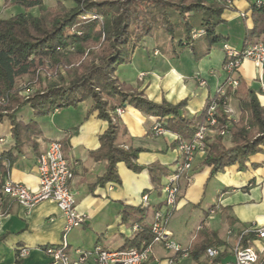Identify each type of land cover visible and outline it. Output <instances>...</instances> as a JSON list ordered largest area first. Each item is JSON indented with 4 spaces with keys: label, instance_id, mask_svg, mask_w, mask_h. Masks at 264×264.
I'll return each instance as SVG.
<instances>
[{
    "label": "trees",
    "instance_id": "trees-1",
    "mask_svg": "<svg viewBox=\"0 0 264 264\" xmlns=\"http://www.w3.org/2000/svg\"><path fill=\"white\" fill-rule=\"evenodd\" d=\"M64 1L68 0H59L55 6L44 0L3 1L4 6L19 5L25 12L0 17V120L9 122L12 138V143L0 151V182L10 167L5 162L17 161L28 147L36 146L34 137L40 134L37 123L20 118L26 107L34 115H50L90 100L92 110L108 122L107 130L99 137L100 147L94 152L95 157L107 161V170L98 179L99 184L105 185L121 182L119 162H125L133 171L143 170L137 163L142 149L119 142L122 127L117 121L118 107L128 104L156 116L166 130L178 135L175 148L181 141L194 138L206 122L213 100L219 96L216 93L201 112L190 115L186 113V99L178 104L154 102L137 86L121 81L117 71L123 63L130 62L133 50L150 37L160 41L161 48H190L197 60L214 45L224 46L229 38L220 31L222 15L231 8L233 0H70V7ZM250 5L253 27L245 31L241 52L257 40L264 43V0H250ZM35 7L39 10L37 15L29 11ZM198 29L203 33L194 37L193 31ZM200 43L205 44V50L199 52ZM228 61L226 56L223 66ZM25 75L28 81L20 85L18 80ZM223 85L226 93L218 101L216 116L218 126H227L228 134L209 135L205 140L203 163L211 168V177L235 164L242 167L264 148V105L256 91L240 79L236 87L226 81ZM228 98L237 103V120L225 111L223 101ZM67 141L62 142L65 155ZM174 171L160 164L149 167L151 182L159 195L167 176ZM146 208H131L133 219L142 222ZM139 226L124 248L139 249L144 241L153 240L151 223ZM4 237L0 236V241ZM254 237L251 233L242 235V242L246 244ZM213 246L220 247L221 253L210 260L205 256L206 250ZM189 247V257L195 264L225 263L233 256L227 243L205 227ZM21 261L17 252L16 264ZM257 264H264V257Z\"/></svg>",
    "mask_w": 264,
    "mask_h": 264
},
{
    "label": "crops",
    "instance_id": "crops-1",
    "mask_svg": "<svg viewBox=\"0 0 264 264\" xmlns=\"http://www.w3.org/2000/svg\"><path fill=\"white\" fill-rule=\"evenodd\" d=\"M3 1L0 0V17L3 18L4 12H11L9 17L25 12L21 6L16 9L19 5L5 8ZM250 7V0H233L231 8L222 15L224 23L220 31L229 38L226 43L238 50L243 48L245 31L253 27ZM32 10L34 8L31 13L37 15ZM204 50L205 44L200 43L198 51ZM225 58L223 43L214 45L197 60L190 48L183 51L173 47L161 48L159 41L150 37L133 50L130 62L123 63L117 75L121 81L144 91L154 102L166 100L178 104L186 99V113L195 115L229 77L223 68ZM235 75L259 94L260 70L253 61L244 60ZM262 82L264 86V70ZM231 101L236 104L237 120L240 111L236 101L233 98ZM122 109V114L117 117L122 127L119 142L126 147L142 149L137 163L143 166V170L136 172L125 162H119L117 169L121 182L105 185L99 184L98 179L105 174L107 161L95 157L94 152L100 147L99 137L107 130L108 122L92 110L90 100L55 110L50 115H34L28 107L20 114L23 121H35L40 134L34 137L36 146L28 147L17 161L5 162L10 166L4 175L5 180L36 187L37 155L47 148L50 140H68L66 157L74 171L71 188L76 192L78 210L88 214L85 223L68 234L72 255L76 250H87L82 245L89 239L93 243L92 249L96 244L109 249L124 248L137 233L133 226L138 221L131 216V208L144 206L142 197L147 194L149 206H145L144 219L138 224L151 223L154 211L164 200V194L159 195L151 182L149 167L160 164L174 171L181 161L178 146L173 147L178 136L176 133L166 130L155 135L151 128L158 120L156 116L128 104ZM6 122L0 120V136H7L1 149L12 143L11 126L9 124L6 128ZM205 157V153H197L190 172L192 180L182 183L168 230L175 240L189 247L198 231L205 227L216 232L233 250L246 227L264 223V148L242 167L235 164L212 177L211 168L203 163ZM4 210L5 215L0 219V236H5L0 241V264H16L19 247L29 249V255L20 264H57L51 263L45 252L47 246L57 245L62 237L65 217L57 204L47 200L27 210L17 203H6ZM217 227H222L225 234L221 235ZM254 245L262 247L264 242L256 240ZM144 264L195 263L190 257H180L156 244Z\"/></svg>",
    "mask_w": 264,
    "mask_h": 264
},
{
    "label": "built area",
    "instance_id": "built-area-1",
    "mask_svg": "<svg viewBox=\"0 0 264 264\" xmlns=\"http://www.w3.org/2000/svg\"><path fill=\"white\" fill-rule=\"evenodd\" d=\"M202 33L203 30L198 29L194 31L193 36L198 37ZM223 50L229 58V61L223 66L224 70L229 73L226 83L232 87H236L239 84V78L235 74L241 63L244 60H251L255 63L260 70L261 91L258 95L264 105V86L262 82L264 43L257 40L246 47L243 52L225 43ZM216 93L219 96L216 100H213L212 105L209 107L206 122L199 127L193 139L183 140L178 145L181 161L176 166L175 171L167 176L163 187V203L159 209L154 211L151 222L153 240L151 242L144 241L141 248L109 249L101 244H96L91 250H76L74 255L71 254L68 234L71 230L83 225L88 218V214L80 212L77 208L76 192L71 188L70 184L74 177L73 167L63 151L62 141L59 139L50 140L47 148L36 157L35 170L38 176L36 187H30L24 183L9 179L0 182V219L5 215L4 207L6 203H17L29 210L42 201L50 200L55 202L65 217V224L60 242L57 245L45 248L51 263L144 264L149 258L152 247L156 244H161L165 249L175 252L180 257H189L190 247L183 246L172 237L171 232L168 230V224L172 212L177 206L183 181L190 183L192 180L190 172L197 153H206V138L213 134H228L227 126H218V118L216 116L218 101L226 93V88L223 84ZM230 101L231 98L223 101L225 111L231 119L236 120V112L231 107ZM122 112L123 109L121 107L116 109L118 115H121ZM151 131L155 135H160L165 133L166 129L163 123L157 120L153 123ZM6 140L7 136H0V151ZM109 188H111V185H109ZM142 202L144 206H149V196L147 194L143 195ZM139 228V224L135 223L133 229L138 231ZM250 233L254 234L255 237L248 239L246 244H244L242 235ZM256 240L264 242V223H254L244 229L233 246V259L224 264H257L259 259L264 257V246L256 247L254 245ZM220 253L221 248L213 246L207 248L205 256L210 260H214ZM18 254L23 259L29 255V249L27 247H19Z\"/></svg>",
    "mask_w": 264,
    "mask_h": 264
},
{
    "label": "rangeland",
    "instance_id": "rangeland-1",
    "mask_svg": "<svg viewBox=\"0 0 264 264\" xmlns=\"http://www.w3.org/2000/svg\"><path fill=\"white\" fill-rule=\"evenodd\" d=\"M59 0H45V2H46V4L47 5H49V6H55L56 4H57V2H58ZM64 3L67 5V6H72L73 5V3H72V1H70V0H68V1H64ZM14 6V5H13ZM5 8H7V7H11V6H4ZM16 9H21V7L20 6H16ZM28 11V10H27ZM30 12H31V9L29 10ZM35 14H38L39 13V10H38V8H34V10H32ZM10 14H11V12H4L3 13V18H7V17H9L10 16ZM90 16V15H89ZM195 31V30H194ZM194 31H193V33H194ZM143 42H144V40H143ZM142 42V43H143ZM160 42V41H159ZM237 49V48H236ZM53 75V74H52ZM51 74L49 75V76H52ZM28 81V76L27 75H25V76H22L21 78H19V80H18V82H19V84L20 85H24V83H26ZM24 93L25 94H28V90H25L24 91ZM230 105H231V107L233 108V110L235 111V110H237L236 109V104L235 103H233L232 101H230ZM236 112V111H235ZM236 114V113H235ZM8 125H9V123L8 122H6V128L8 127ZM163 197V196H162ZM218 228V231H219V233L221 234V235H224L225 233H224V231H222V227L220 228V227H217ZM70 241V239H68V242ZM83 247H86L87 248V250H91L92 249V247H93V243H92V241H91V239H89V240H87V241H85V245H82Z\"/></svg>",
    "mask_w": 264,
    "mask_h": 264
}]
</instances>
